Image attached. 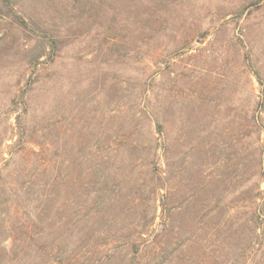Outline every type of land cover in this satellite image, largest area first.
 <instances>
[{
    "label": "rangeland",
    "instance_id": "obj_1",
    "mask_svg": "<svg viewBox=\"0 0 264 264\" xmlns=\"http://www.w3.org/2000/svg\"><path fill=\"white\" fill-rule=\"evenodd\" d=\"M164 242L264 264V0H0V264Z\"/></svg>",
    "mask_w": 264,
    "mask_h": 264
},
{
    "label": "trees",
    "instance_id": "obj_2",
    "mask_svg": "<svg viewBox=\"0 0 264 264\" xmlns=\"http://www.w3.org/2000/svg\"><path fill=\"white\" fill-rule=\"evenodd\" d=\"M154 162H155V158L158 160L159 158V144L157 143V147L156 149H154ZM161 168H159V162H156L155 168H154V172H156V174H158L159 170ZM162 170V169H161ZM159 175V174H158ZM161 178H157L156 181H163L162 186H158V188H156V191L159 193H161L162 191L165 192V194L162 195V199H161V205L163 207V212L168 213L169 212V208H168V202L170 200V198L172 199V196H174V192H171L169 190V186L166 182V178L162 175L160 176ZM99 204V212L102 211L106 206V204H104V202H98ZM63 207L67 206L66 204H62ZM80 209H78V212H76V214L80 215L81 217L76 219V225L77 227L82 224V223H86V227H91L90 225H88L90 222H92V220H94V216H92L91 211L92 209L88 207V204H80ZM64 209V208H63ZM147 215H149V213H147ZM255 217V222L254 223V229L256 230V224L258 225V221H259V216L257 217L254 214ZM153 221V220H152ZM151 222V220L147 219L146 216L143 217V222L142 224H140L141 227V231L139 232L138 236H136V242H133V244H130L129 250H127L128 252L131 251V253L129 252L128 257L130 256V261L131 263H133L135 261L134 258L138 257V255L140 254V250H141V246L143 245L142 243H146L149 241V239H147L149 237V234H146L144 231L145 228H150L149 223ZM256 223V224H255ZM142 225V226H141ZM143 230V231H142ZM149 230H147L148 232ZM148 235V236H147ZM257 236V235H255ZM257 251V250H256ZM255 251V252H256ZM174 252V250L169 249L167 242H164L160 247L159 250L157 251H153L151 254V264H164L167 260L170 262H173L171 259V255ZM183 251H181V255H182ZM132 254V256H131ZM136 256V257H135ZM175 256V255H174ZM134 257V258H133ZM179 259V257L177 258V262L173 263V264H189V262H186V260L184 259ZM179 261V262H178ZM172 264V263H171Z\"/></svg>",
    "mask_w": 264,
    "mask_h": 264
}]
</instances>
